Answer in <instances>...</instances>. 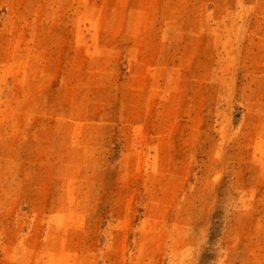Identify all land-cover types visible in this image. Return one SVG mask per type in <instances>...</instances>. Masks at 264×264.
Returning a JSON list of instances; mask_svg holds the SVG:
<instances>
[{"label":"rangeland","instance_id":"rangeland-1","mask_svg":"<svg viewBox=\"0 0 264 264\" xmlns=\"http://www.w3.org/2000/svg\"><path fill=\"white\" fill-rule=\"evenodd\" d=\"M0 264H264V0H0Z\"/></svg>","mask_w":264,"mask_h":264}]
</instances>
